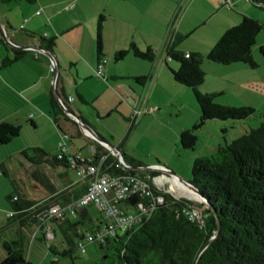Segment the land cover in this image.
Here are the masks:
<instances>
[{"label": "trees", "instance_id": "16d2710c", "mask_svg": "<svg viewBox=\"0 0 264 264\" xmlns=\"http://www.w3.org/2000/svg\"><path fill=\"white\" fill-rule=\"evenodd\" d=\"M19 1L1 0L3 4ZM248 2L264 11V0ZM228 9L233 11L234 6ZM104 22L105 16L100 15L95 33L98 63L104 59L101 40ZM263 30V25L257 20L238 14V23L224 32L206 56L179 51L177 47L182 37H177L166 47L167 60L179 65L176 71L170 70L172 78L178 85L192 91L200 111V126L208 121L241 122L254 114L251 108L216 104L214 100L217 94H202L200 88L206 77L202 64L205 59L217 65L244 64L255 69L257 66L252 58V50ZM0 42L4 49H10L2 39ZM38 43L40 48L51 53L56 46L55 38L38 36ZM259 51L264 61V47H260ZM13 52L12 59H2L3 68L10 67L27 54L25 51ZM128 54L148 63H154L157 59L152 49L140 51L133 44L128 51L118 52L114 61H120ZM135 81L143 85L149 79L140 77ZM49 102L55 127L60 130L59 118L68 117L53 95ZM63 104L68 107L67 100H63ZM72 123L78 126L75 121ZM129 124L131 129L134 125L131 119ZM200 126L181 132L179 142L183 150L195 149V131ZM20 133L19 126L0 123V148L10 145L20 137ZM91 142L93 157L84 162H97L106 156L104 167L110 174L146 180L152 187V178L158 176V172L144 170V165L138 159L126 155L117 147L125 168L110 151L98 142ZM20 155L32 166L74 170L72 163L75 156L65 154L58 159L41 148L23 149ZM77 182L80 185L67 188L60 195L39 203L26 201L16 192L6 198L12 208V216H6L3 231L8 233L2 232L0 249L4 256L0 264H60L63 259L73 261L76 251L85 253V243L97 245L99 256L96 264H264V121L259 128L229 144L218 146L213 154L195 159L189 183L199 192L203 203L176 199L168 193L154 192L152 189L154 195L163 199L162 203L125 231L115 229L113 234L107 232L111 221L90 205L76 210L73 215H67L61 222H50L54 238L47 240L42 232L45 212L52 206L65 208L78 200L86 192L87 184L78 178ZM134 201H123L119 205L120 210L133 212ZM142 201L147 203L148 200ZM195 209L201 211L202 225L189 218ZM88 237H92L93 241L89 242ZM36 251L40 252L39 258L33 260L31 255L34 256Z\"/></svg>", "mask_w": 264, "mask_h": 264}, {"label": "crops", "instance_id": "0c3cea01", "mask_svg": "<svg viewBox=\"0 0 264 264\" xmlns=\"http://www.w3.org/2000/svg\"><path fill=\"white\" fill-rule=\"evenodd\" d=\"M25 1L30 2L31 6L29 8L21 6L22 15L25 18V26L22 31L18 30L19 23L14 22L13 18L3 15L1 11L0 22L4 25L9 40L21 47H40L38 36L55 38L56 46L52 54L57 60L59 73L54 81L51 61L42 53L32 49L25 50L27 54L24 57L14 62L10 67L3 68L1 66L2 59L5 57L12 59L14 52L11 48L4 49L0 42V123H10L19 126L21 130L28 125L34 130L47 127L51 131L49 138L52 145L50 148L45 145L40 147L47 154H56L55 156L59 154L53 153V150L54 147L58 148V144L61 142L58 133L60 135L61 132L66 133L63 129L66 125L72 126L78 137L84 135L89 139L90 146L91 141H94L79 129V126L74 125L72 121L75 120L66 114L68 119L59 118L60 130L55 127L49 105L54 88L62 100L68 101V108L78 114L103 140L106 138L97 127V123L100 121L119 114L121 119L129 124L133 111L141 109L144 102L146 108L166 106L168 103L162 101L163 95L183 93V90L180 89L184 87L175 83L170 73V70L176 71L179 65L167 60L165 49L177 37H182L184 40L198 31L200 25H193L190 20L186 25L190 28L189 32L183 24L190 9L207 0H191V4L185 10L182 0H93V6H89L87 3L90 0ZM221 1L216 0V7H214L219 14L222 12L220 11ZM233 4V11L237 17L238 14L245 15L257 20L262 25L264 24V16L255 12L257 10L264 11L256 7H253L252 10L249 3L244 0H233ZM40 9L42 13L38 16L37 12ZM100 15L105 16L101 32L102 58L107 61L104 69L105 79L95 77L99 59L95 33ZM208 21L209 19H206L204 22ZM234 22L226 18L224 27L213 34L210 40L203 42L205 43L203 47L201 44H187L178 50L206 56L224 32L235 26ZM177 23L178 25H176ZM45 26L48 29H45ZM31 33L35 35H30ZM133 44L140 51L150 48L159 57L154 63H148L128 54L122 60L114 61L118 52L128 51ZM121 63L125 64L120 65ZM140 77L148 78L149 81L143 85L139 84L135 79ZM137 97L138 99L135 100ZM78 101L95 108L92 118L86 119L77 104ZM135 101H137L136 104H134ZM68 135L70 138L68 141L72 142L75 135ZM124 141L125 139L120 141L114 148L120 147L121 151L126 154V148L123 146ZM72 146L74 147L73 144ZM6 149L0 150L2 176L9 174L5 160L9 159L10 152L8 148ZM22 150L17 148L15 154L19 153L20 155ZM91 152V155L86 158L77 152L73 153L67 146L66 156H79L81 160H86L93 157L92 148ZM154 166L165 168L167 165L156 163L149 167ZM32 167H36L32 173L35 181L30 184L33 195L22 197L19 192H16L20 198L26 201L43 202L60 195L67 188L80 185L77 184L74 170H72L74 172V177H72L70 170L63 167ZM148 169V167H144V170ZM7 233L8 231H4V234ZM2 234L0 231V235Z\"/></svg>", "mask_w": 264, "mask_h": 264}, {"label": "rangeland", "instance_id": "374dc122", "mask_svg": "<svg viewBox=\"0 0 264 264\" xmlns=\"http://www.w3.org/2000/svg\"><path fill=\"white\" fill-rule=\"evenodd\" d=\"M223 1L220 3L221 14L217 13L216 8H214L216 7V0H207L203 4L199 3V5H194L190 9L183 26L188 25L187 21L190 20L193 22V25H200V28L197 32L190 35L189 38L186 37L182 40L181 44L177 47L178 49L183 48L187 44H201V47H203V44H205L203 42L210 40L213 34H216L221 27H224L226 18L233 22L235 21L234 23L236 24L238 23L236 13L222 6ZM244 1L249 3L248 0ZM93 2V0H90L87 3L89 6H93ZM190 2L191 0H182L184 10L191 4ZM249 5L253 10L252 4L249 3ZM21 6H27L29 8L31 4L25 0L3 4L0 0V11L8 18H13L14 22L19 23L18 30L22 31L25 26V18L22 15ZM41 11L40 9L37 12L38 16L41 15ZM255 12L264 16V12L258 10ZM206 19H209V21L204 22ZM44 28L48 29L46 26ZM188 29L190 28L187 27V32H189ZM260 47H264V30L258 35L257 45L252 50V58L257 66L255 69H251L244 64L222 66L208 63L205 59L202 64V69L206 77L203 86L200 88V92L202 94H217L218 96L214 102L221 106L251 108L254 110V114L247 120L241 122L208 121L200 126L199 107L192 91L184 87L180 89L183 90V93L163 95L162 101L168 104L166 106L156 107L157 110L154 114L142 115L131 129L130 124L125 123L119 114L100 121L97 123L98 130L106 138L102 140L109 147L114 148L120 141L125 139L123 146L126 148V155L135 157L144 167L148 168H152L149 167L151 164H166L165 169L175 174L182 181L189 183L192 179V165L195 159L213 154L218 146H223L225 143L229 144L251 130L259 128L260 124L264 121V61L260 55ZM122 64L125 63H121L120 65ZM77 104L86 119L92 118L95 108L91 105H84L79 101ZM194 126H200L195 131L197 137L196 147L193 151H185L180 146V134L183 129H192ZM63 129L67 133H64L66 136L69 137L68 134H73L75 137H73L72 142H69L58 133L61 142L65 143L73 153L77 152L86 158L91 155L89 139L84 135L78 137L75 129L70 125H66ZM79 129H81L80 126ZM54 130L57 134L55 127ZM50 135L51 131L47 127L34 130L28 125L25 129L21 130L20 137L15 143L8 145V147L0 148V150H7L6 148H8L10 152L9 159L5 160L9 174L8 176L0 175L1 232H4L6 216L12 211L6 198L14 192H19L22 197L33 195L30 184L35 181L32 173L36 167H32L19 153L15 154L17 148H40L42 145L43 147L45 145V147L50 148L52 145L49 138ZM101 145L110 151L106 145ZM53 153H59L58 148L54 147ZM50 155L55 156L56 154ZM69 172L74 177V172L72 170ZM158 184L162 185L161 183ZM167 186L164 187L169 191V186ZM188 199L191 200L189 197ZM2 237L0 235V245L2 243ZM39 253L38 251L35 254L33 253L35 257L31 255L32 259L39 258ZM3 256V252L0 250V259ZM98 256L97 245L85 243L84 254L76 251L73 255V261L63 259L60 264H96Z\"/></svg>", "mask_w": 264, "mask_h": 264}, {"label": "built area", "instance_id": "2783aa9c", "mask_svg": "<svg viewBox=\"0 0 264 264\" xmlns=\"http://www.w3.org/2000/svg\"><path fill=\"white\" fill-rule=\"evenodd\" d=\"M223 6L228 8L233 7V0H224ZM107 64L105 59H101L95 70V77L98 79L104 78V69ZM51 69L53 66L51 63ZM145 103V102H144ZM141 109L134 110L131 117V124L137 122V120L142 115L154 114L157 108H146L144 106ZM59 106L64 109L65 105L63 100L59 101ZM65 140H68V136H63ZM59 154L58 159H61L63 155L67 153V145L63 142L58 144ZM73 168L75 170L76 177L79 181L87 184L86 192L75 202L66 206L65 208H60L58 206H52L44 214V220L42 225V232L45 234L47 240H52L54 238V231L52 224L50 222H61L67 215L75 214V211L87 206H93L104 213L107 220L111 221V226L108 227L107 232L113 234L115 229H121L125 231L129 229L132 225L136 224L141 220L142 217L152 213L156 206L160 205L163 199L160 196L154 195L156 191H163L172 195L176 199H186L199 203L196 199H188L186 196H181L175 192L176 185L182 186L184 189L191 190L189 183H183L179 181L174 176H169L164 172L166 169L161 166H154L149 171H159V175L152 178V187L148 184L146 180L138 179L135 177L128 176H117L110 174L108 169L104 167L106 156L101 157L97 162L88 161L84 162L79 156L74 157ZM119 162L123 167L126 166L121 161L120 157H117ZM79 163V165H78ZM2 174L0 169V175ZM161 183L162 185H159ZM169 191L166 190V186ZM153 189V191H152ZM178 195V197H176ZM134 199V210L133 212H123L120 210L119 205L125 200ZM16 200V199H14ZM142 200H148L144 203ZM132 206V205H131ZM131 208V207H130ZM8 216H12V212L8 213ZM191 221L199 222L203 224L201 211L195 209L189 214ZM88 241L92 242V237H88ZM81 251L84 249L81 247Z\"/></svg>", "mask_w": 264, "mask_h": 264}, {"label": "water", "instance_id": "95a60500", "mask_svg": "<svg viewBox=\"0 0 264 264\" xmlns=\"http://www.w3.org/2000/svg\"><path fill=\"white\" fill-rule=\"evenodd\" d=\"M0 38L3 40V42L8 46L10 47L11 49L13 50H16V51H25V50H28V49H32L34 51H37V52H40L42 53L45 57H47L51 63H52V66H53V71H54V81H56V78L58 76V73H59V68H58V63H57V60L55 58V56L47 51V50H44L40 47H34V48H26V47H21L15 43H12L8 36H7V33L5 31V28H4V25L0 22ZM53 96L55 98V100L59 103V101L62 100L61 96L58 94L57 90L54 88L53 89ZM64 113L69 116L70 118H72L73 120L76 121L77 124H79L81 130L87 135L89 136L90 138H92L94 141L98 142V143H101L103 145H106L109 150L111 151L112 155L113 156H116V157H120V153L119 151L116 149V148H113V147H109L105 141H103L101 138H99L94 132L93 130L89 127V125H87V123L85 121H83L78 114H76L75 112H73L71 109L69 108H64L63 109ZM121 161H122V158H121ZM123 162V161H122ZM148 170H151V168H149ZM161 172H164L166 173L167 175L169 176H174L176 177L179 181L183 182V183H187V182H184L182 181L179 177H177L175 174H173L172 172H170L169 170H165V171H161ZM190 184V183H189ZM191 186V190L196 194L198 195L199 199V203H203V199L202 197L200 196L199 192L190 184ZM214 239V236L213 238H211V240ZM210 240V241H211Z\"/></svg>", "mask_w": 264, "mask_h": 264}, {"label": "bare ground", "instance_id": "6f19581e", "mask_svg": "<svg viewBox=\"0 0 264 264\" xmlns=\"http://www.w3.org/2000/svg\"><path fill=\"white\" fill-rule=\"evenodd\" d=\"M175 192L181 196H186L189 197L191 199H196V200H200L198 195H196L193 191L191 192L190 190L184 189L182 186L180 185H176L175 187ZM199 202V201H198ZM201 204V203H200Z\"/></svg>", "mask_w": 264, "mask_h": 264}, {"label": "clouds", "instance_id": "9594fccd", "mask_svg": "<svg viewBox=\"0 0 264 264\" xmlns=\"http://www.w3.org/2000/svg\"><path fill=\"white\" fill-rule=\"evenodd\" d=\"M188 183V182H187Z\"/></svg>", "mask_w": 264, "mask_h": 264}]
</instances>
